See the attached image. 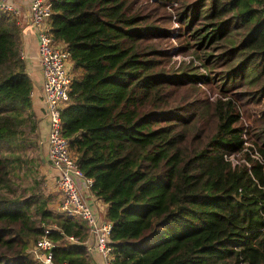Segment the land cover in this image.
Returning <instances> with one entry per match:
<instances>
[{"label": "trees", "instance_id": "obj_1", "mask_svg": "<svg viewBox=\"0 0 264 264\" xmlns=\"http://www.w3.org/2000/svg\"><path fill=\"white\" fill-rule=\"evenodd\" d=\"M163 1L193 58L176 69ZM51 10L73 64L62 134L107 205L111 263L264 264V0H55ZM20 29L0 12V264H40L29 250L44 236L55 264H91L86 224L52 210L42 185Z\"/></svg>", "mask_w": 264, "mask_h": 264}, {"label": "built area", "instance_id": "obj_2", "mask_svg": "<svg viewBox=\"0 0 264 264\" xmlns=\"http://www.w3.org/2000/svg\"><path fill=\"white\" fill-rule=\"evenodd\" d=\"M55 0H28L21 6L16 0H0V12L20 15L25 10L29 29L37 36V57L42 71V83L37 91L40 110L47 122L44 165L49 169L58 193L54 210L71 218L83 221L88 229L84 242L91 264H98L93 256L100 257L102 264H112L113 246L110 241L112 224L105 217L106 207L99 206L92 190L93 179L86 177L74 157L71 156L69 141L62 134L61 112L69 104V92L73 74L68 70L69 52L65 45L56 42L50 32L49 19L52 2ZM30 97H33L31 91ZM48 232V231H46ZM65 240L78 243L73 236ZM54 242L42 237L29 252L40 264H55L52 258ZM61 264H67L63 262ZM100 264V263H99Z\"/></svg>", "mask_w": 264, "mask_h": 264}, {"label": "crops", "instance_id": "obj_3", "mask_svg": "<svg viewBox=\"0 0 264 264\" xmlns=\"http://www.w3.org/2000/svg\"><path fill=\"white\" fill-rule=\"evenodd\" d=\"M16 2L21 4V6H23L24 4H27L28 0H16ZM25 15H26L25 10L22 9L20 12V15L18 16V23L21 28L20 29L21 42H22L21 53L26 63V70L29 76L31 77V80L33 83V88H32L33 97L31 98V102H32L31 109L36 119L37 131H38V143L43 147V150H44V145H45L46 136H47V122L43 117L42 111L40 110V104H39V100L37 97V91L42 83V78H43L41 67L39 64L38 57H37L38 39H37V36L29 29V26H28L29 23ZM44 171L43 173L44 174L46 173L49 180H51L50 175H49L50 173L49 169L45 167ZM48 183L49 185L52 186L51 182H48ZM96 202L100 207L101 206L107 207V205L104 202H102V200L99 199L98 197H97ZM93 259H95V261L98 264L101 262L100 257H98L97 255L93 256Z\"/></svg>", "mask_w": 264, "mask_h": 264}, {"label": "rangeland", "instance_id": "obj_4", "mask_svg": "<svg viewBox=\"0 0 264 264\" xmlns=\"http://www.w3.org/2000/svg\"><path fill=\"white\" fill-rule=\"evenodd\" d=\"M164 4H167L169 3V1H163ZM170 6H173L175 7V3L174 4H167L166 5V9L172 14L170 15L169 13L167 14H164L163 16H170V20H169V31H170V34L166 35L168 36L167 38H165L163 40V47L168 51V56H169V62H168V65L169 66H173L176 68H178L180 66V64L182 62H187L188 60H192V54L190 53V51H182L183 50V47L184 45L186 44V41L184 39V37H182L180 35V31H179V25H178V21L176 19V10H173V7H170ZM163 11V9H159L157 10V18L159 16H161V12ZM182 34V33H181ZM194 62L196 64H198L195 60ZM68 70L71 74H73V70H72V67H73V64H72V61L69 59L68 62ZM195 65V64H194ZM32 69V68H31ZM200 72L203 73V74H206L205 70L203 68H199ZM212 91L216 92L217 89H216V86L214 83H211V86H207V85H202L200 87V90L198 92L199 96L201 98H204L205 96H211L210 93H212ZM39 144V143H38ZM39 150H40V154H39V171L41 174H43V187L45 189V191L47 193H49L50 195H53V196H56V200L55 202L52 204V205H55L58 201V193L56 191V188L54 186V183H53V180H49V178L47 177L46 173L44 174L43 171H44V168L46 167L44 165V162H43V159L45 157V148L43 150V147L39 144ZM42 147V148H41ZM46 171V169H45ZM44 171V172H45ZM50 175V174H49ZM51 178V177H50ZM48 182H51L52 186L49 185ZM52 210H54V207H51ZM100 264H102L100 262Z\"/></svg>", "mask_w": 264, "mask_h": 264}]
</instances>
